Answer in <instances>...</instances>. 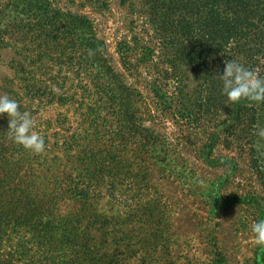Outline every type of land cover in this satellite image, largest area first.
<instances>
[{"label":"rangeland","instance_id":"1","mask_svg":"<svg viewBox=\"0 0 264 264\" xmlns=\"http://www.w3.org/2000/svg\"><path fill=\"white\" fill-rule=\"evenodd\" d=\"M15 1L5 14L23 12L24 32L43 38L1 35L0 95L31 115L45 148L13 143L0 117V264H264L251 231L264 219V103L237 109L218 93L198 12L180 0ZM191 14L192 31L174 23ZM33 72L52 73L54 101L27 91ZM19 181L40 207L26 222Z\"/></svg>","mask_w":264,"mask_h":264},{"label":"trees","instance_id":"2","mask_svg":"<svg viewBox=\"0 0 264 264\" xmlns=\"http://www.w3.org/2000/svg\"><path fill=\"white\" fill-rule=\"evenodd\" d=\"M176 0H170L171 5H176ZM184 3V11L186 13H191L194 10L198 12V16L201 19L200 22V30L203 32V37L205 38V50L204 51H213L216 60L219 61V68L220 72L224 68V61L227 59H237L241 63L245 64L248 67L254 68L260 72L261 75H264V0H180ZM159 1V6H160ZM20 2H16L15 0L8 3L9 5L3 6L0 9V37H6L5 39L9 41L7 38L8 36L11 37L13 40L20 38L21 36L24 37H32V38H43V33L37 34V32L29 33L24 32V29L21 27V22L23 23V19L21 16L24 14L21 12L18 16H10V14H5L6 10L11 8V6H15L18 9ZM158 4V3H157ZM32 7H35L34 3L31 4ZM154 4V9L158 11V7ZM37 7V6H36ZM35 7V8H36ZM157 15V14H155ZM30 15L27 14V17ZM194 14L187 16L184 19L183 23L181 21L174 22L177 24V27L181 28L183 31L186 30L187 26H190L192 31L194 27L193 22H189L188 19L192 18ZM155 18L153 19V22ZM187 21V22H186ZM174 23H172L174 25ZM186 23V25H184ZM165 21L162 24L157 20L156 26L160 27L163 30ZM29 25V24H28ZM171 26V24L169 25ZM49 36V35H48ZM47 37V35L45 36ZM49 38V37H48ZM47 39V38H46ZM187 40H190L189 38ZM5 41V40H0ZM4 44L3 42H1ZM48 43V42H47ZM211 43V44H210ZM168 44L166 40H160V50L165 51L168 48ZM5 45H9L5 43ZM41 44L37 45L41 48ZM167 47H166V46ZM37 47V48H38ZM163 47V48H162ZM35 48L34 52H38V49ZM58 50V48H57ZM56 50V52H58ZM55 51V49H54ZM53 51V52H54ZM41 52L48 55L51 53L50 48H41ZM60 52V50H59ZM205 52V53H206ZM62 56H64V52L61 51ZM42 54V55H43ZM96 51H88L87 52V59L92 63V67L98 72L102 78L109 79V76L112 74L110 71L107 72L104 65L102 66L100 62L96 58ZM36 55V54H35ZM51 55H49L50 57ZM209 56V55H207ZM47 57V56H45ZM166 58V55L164 54ZM188 60H191L192 57L188 56ZM48 58H45V60ZM60 60V58H59ZM200 60V59H199ZM61 61V60H60ZM88 61V62H89ZM204 61L201 58V62ZM37 65L38 62L36 61ZM41 64H44V59L40 61ZM46 63V62H45ZM38 68V67H36ZM47 68H51L47 66ZM52 73L46 74V78L48 80V76ZM37 73L33 72L31 76L30 83L31 85L27 87L28 92H34L33 95L38 96L39 100L44 98H49L54 101L57 94H55V89H52L51 86L46 85V81L37 80ZM53 81V77L50 78ZM218 93L226 97L222 93V83L218 85L217 88ZM155 94L160 97V99L165 103L166 101L162 96L159 95L164 93L161 88L154 89ZM53 93V95H52ZM36 96H33L37 98ZM246 100H241L239 103H235L234 107L237 109L243 108L244 104L242 103ZM233 103V102H231ZM252 104V103H249ZM72 139H67L66 146L68 149L74 147ZM141 140H139L140 142ZM144 145V144H143ZM70 147V148H69ZM99 162V161H98ZM101 162V161H100ZM99 162V163H100ZM36 184V182H34ZM17 189L13 190V198L18 201L19 203H26L29 205L28 207H24L27 209V213L22 212L20 215L23 217V221L26 222L28 217H32V214H37L40 210L36 208V200L33 198L31 199V194L29 193L27 196L25 195L26 191L30 190L28 186L22 185L21 181L16 183ZM7 185H1L0 183V193H2V197L5 199L4 191L8 190ZM77 190V189H76ZM32 191V189H31ZM25 199V200H24ZM3 200V201H4ZM19 209V206L14 205L13 207L9 208L11 215H14L16 211Z\"/></svg>","mask_w":264,"mask_h":264},{"label":"clouds","instance_id":"3","mask_svg":"<svg viewBox=\"0 0 264 264\" xmlns=\"http://www.w3.org/2000/svg\"><path fill=\"white\" fill-rule=\"evenodd\" d=\"M217 71L219 72V67ZM216 77L222 82V93L228 101L264 103V75L256 69L246 66L237 59H227L224 61L222 73ZM5 114L8 117L6 134L13 143L37 153L44 150V137L34 130L36 121L27 111L20 110L16 99L9 95H0V117ZM257 134L264 137V128L258 129ZM251 231L255 234L256 244L264 246V219L254 221Z\"/></svg>","mask_w":264,"mask_h":264}]
</instances>
